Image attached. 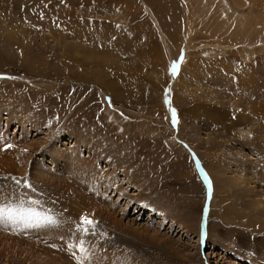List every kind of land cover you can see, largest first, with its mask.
I'll list each match as a JSON object with an SVG mask.
<instances>
[{
    "label": "rangeland",
    "instance_id": "1",
    "mask_svg": "<svg viewBox=\"0 0 264 264\" xmlns=\"http://www.w3.org/2000/svg\"><path fill=\"white\" fill-rule=\"evenodd\" d=\"M246 43L264 57V0H0V264H264Z\"/></svg>",
    "mask_w": 264,
    "mask_h": 264
},
{
    "label": "bare ground",
    "instance_id": "2",
    "mask_svg": "<svg viewBox=\"0 0 264 264\" xmlns=\"http://www.w3.org/2000/svg\"><path fill=\"white\" fill-rule=\"evenodd\" d=\"M261 43V42H260ZM186 47V49L188 50V47L187 46H185ZM237 50V49H236ZM235 50V51H236ZM188 52V51H187ZM229 53H232L233 51L232 50H229L228 51ZM238 53H239V58H241L243 61H245V63L243 64L244 65V67H245V69L247 70L249 67H251V66H253L254 64H253V61H255V62H259V64H260V68L258 69V71L257 70H255L256 72V75L258 74V77L260 78V82H261V76L263 75V73H264V71L262 70L264 67V57L262 58V57H260L261 55H258V57L259 58H257V56L255 57V58H253V59H250V60H245V59H248V57L247 56H249V58H250V55L252 54V49L250 50L248 47H247V43L246 44H244V46H243V48H241V49H239L238 51H237ZM262 54V53H261ZM254 55V54H253ZM243 56V57H242ZM251 57H254V56H252L251 55ZM232 59V58H231ZM231 59H230V61H231ZM255 66V65H254ZM185 67V65H183V67H182V69ZM263 67V68H262ZM222 68V67H221ZM257 68V67H256ZM262 68V69H261ZM181 69V70H182ZM181 72V71H180ZM251 73L252 72H254V70H251L250 71ZM180 74V73H179ZM247 75V74H246ZM254 75V74H253ZM250 76V75H249ZM248 76V77H249ZM252 76V75H251ZM247 77V78H248ZM254 77V76H253ZM240 79H241V82H242V85L244 84V85H246L245 87L246 88H249L248 87V85L249 84H246V80H245V75H244V77L243 78H241L240 77ZM239 80V79H238ZM238 80H236L235 82H234V85H235V87H237L238 89H243V87H241L240 85H239V83L238 82H240V81H238ZM255 80V79H254ZM257 82V81H256ZM264 82V81H263ZM250 86V85H249ZM240 89V90H241ZM250 90V89H249ZM242 93H244V94H246L247 95V93H249L248 91H242ZM263 93V92H262ZM250 94V93H249ZM261 94V92L259 93V95ZM261 95H263V98H261V97H258L259 99H262V100H264V94H261ZM252 96V95H251ZM248 97H249V95H248ZM248 97L246 96V100H245V102L246 103H248V102H251L250 100H248ZM174 98H175V96H174ZM244 102V101H243ZM249 104V103H248ZM246 104H244V106H242L243 108H245V109H239V110H237V112H238V116L236 115V116H234V114H233V112L232 113H226V112H224V111H218V113H220L219 114V117H218V119L220 120V123H226V122H232V119L233 118H235V119H241V118H247L246 117V114H248V112H249V108H248V106H245ZM260 106V105H259ZM178 107V106H177ZM241 107V106H240ZM260 107H262L263 108V106L261 105ZM161 109H163V107L161 106ZM264 110V109H263ZM262 110V111H263ZM178 111H179V114H180V110H179V107H178ZM259 111V110H258ZM252 113V112H251ZM251 115V114H250ZM231 116V117H230ZM189 122H190V120H188V123H187V125L189 124ZM238 123V122H237ZM182 125H184V123L181 121V117L179 116V119H178V122H177V128L179 129H181L183 126ZM190 126V125H189ZM238 128V127H237ZM179 129V130H180ZM243 129V135L245 134H247V132H249L246 128H242ZM241 129V130H242ZM181 131V130H180ZM179 132V131H178ZM255 132V131H254ZM251 133V132H250ZM196 147V146H195ZM192 148L194 149V150H196V148H194L193 146H192ZM197 151V150H196ZM203 160V159H202ZM212 175V174H211ZM212 176H214V175H212ZM216 185H217V183H216ZM147 210H148V212L151 210V211H153L150 207H145ZM210 243V242H209ZM56 246H59V244H57ZM209 246H211V245H209ZM213 247H214V245H212ZM76 247V246H75ZM200 247V246H199ZM69 249V248H68ZM70 250V249H69ZM74 250V249H73ZM71 251V250H70ZM199 251V250H198ZM68 252V251H67ZM209 253V252H208ZM71 256H73V258H75V259H78L79 257H81V256H83V255H85L84 253H81L80 251H77L76 252V254H70ZM88 256V255H87ZM46 263V262H45ZM43 264H44V262H43ZM53 264V263H52Z\"/></svg>",
    "mask_w": 264,
    "mask_h": 264
},
{
    "label": "snow or ice",
    "instance_id": "3",
    "mask_svg": "<svg viewBox=\"0 0 264 264\" xmlns=\"http://www.w3.org/2000/svg\"><path fill=\"white\" fill-rule=\"evenodd\" d=\"M176 72H177V65L174 64L172 67L173 75H175ZM172 114H173V124H175L176 123L175 110H173ZM11 147H13V145H11V144L5 145V149L11 148ZM11 179L14 180L15 183L18 185L21 183V181L17 180L15 177H11ZM204 179H205V182L207 183L208 178L206 175L204 176ZM26 186L31 187L30 184H26ZM0 219L13 220L14 217L12 216V213L6 212V210H4V209H0ZM47 219H50V218H47ZM52 222H54V221H52ZM97 224H98L97 221L91 220L87 216H82L81 217V224L78 227H80L82 231L88 232L89 230H94L97 227ZM79 251L81 253H84L85 255L78 258V264H84V262L88 259V256H87L88 250L84 247L83 242L79 243Z\"/></svg>",
    "mask_w": 264,
    "mask_h": 264
}]
</instances>
